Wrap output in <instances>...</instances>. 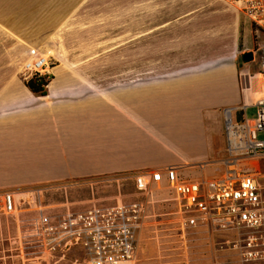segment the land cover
Returning a JSON list of instances; mask_svg holds the SVG:
<instances>
[{
    "label": "crops",
    "instance_id": "obj_1",
    "mask_svg": "<svg viewBox=\"0 0 264 264\" xmlns=\"http://www.w3.org/2000/svg\"><path fill=\"white\" fill-rule=\"evenodd\" d=\"M151 1L154 22L186 23L187 0H14L40 8L42 21L61 24L56 28L69 23L77 47H51L57 63L46 96L32 94L19 79L0 81V191L165 167L198 178L201 166L219 158L224 111L236 108L239 119V108L253 100L237 85L231 59L139 62L136 31L129 63L118 60L122 47H98L85 59L84 40L106 37L100 24L123 22L122 7L138 23L139 6ZM164 8L173 16L166 18ZM109 51L114 62L107 61Z\"/></svg>",
    "mask_w": 264,
    "mask_h": 264
},
{
    "label": "rangeland",
    "instance_id": "obj_2",
    "mask_svg": "<svg viewBox=\"0 0 264 264\" xmlns=\"http://www.w3.org/2000/svg\"><path fill=\"white\" fill-rule=\"evenodd\" d=\"M187 1L186 23L154 22L155 9L148 6L153 1L139 6L138 23L129 20L132 15L130 7L120 8L118 12L121 13L118 14L124 16L123 22L115 24L106 20L100 24L105 31V39L84 40V51L90 52L84 55L85 59L93 57L98 47L108 50L122 47L123 53L118 55V60L129 63L131 33L136 31L140 36L137 41L139 62L220 63L219 60L228 58L235 66L240 89L246 87L249 77H254L260 83L262 78L256 75L261 71L264 37H254L249 22L218 0ZM13 3L14 0H0V81L14 78L27 82L32 77L27 66L42 60L46 64L42 75L51 79V69L57 63L49 53L51 47H77V40L69 36L71 27L66 25L70 24L56 28L61 24L42 21L40 8L19 7ZM163 10H166V18L174 14L171 8ZM160 31H165L164 35L157 36L162 34ZM245 54H250L247 61L243 60ZM107 61H115L113 51H109ZM252 96V102L261 97L256 92ZM245 114L248 119H254L255 108H248ZM207 172L213 175L218 172V168L210 166ZM119 178L123 177L0 191L24 194L19 196L22 199L15 215L0 214V264H85L80 250L44 253L31 243H25L21 235L24 231L21 221L34 218L38 208L47 214H57L67 209L78 211L92 205H111L118 200L129 202L136 199L132 182ZM152 198L136 264H214L216 261L238 264L234 251L220 250L222 235L202 229H180L175 216V197L171 191L154 189Z\"/></svg>",
    "mask_w": 264,
    "mask_h": 264
},
{
    "label": "built area",
    "instance_id": "obj_3",
    "mask_svg": "<svg viewBox=\"0 0 264 264\" xmlns=\"http://www.w3.org/2000/svg\"><path fill=\"white\" fill-rule=\"evenodd\" d=\"M218 1L246 19L254 37H264V0ZM45 65L44 60L37 61L27 71L32 77H45ZM258 74L262 78L259 85L249 77L245 91L250 97L258 91L261 97L254 102L247 98L239 108V119L232 115L236 108L224 111L223 149L215 162L200 167L201 176L189 177L176 167L121 175L119 179L132 182L136 199L57 214L38 208L34 218L21 221L25 243L44 253L80 250L85 264H136L152 192L169 190L175 197L181 230L222 235L220 250L234 251L238 264H264V55ZM248 108H255L252 120L246 117ZM210 166L218 172L203 174ZM23 195L1 192L0 214L15 215Z\"/></svg>",
    "mask_w": 264,
    "mask_h": 264
},
{
    "label": "trees",
    "instance_id": "obj_4",
    "mask_svg": "<svg viewBox=\"0 0 264 264\" xmlns=\"http://www.w3.org/2000/svg\"><path fill=\"white\" fill-rule=\"evenodd\" d=\"M50 77H32L29 81L25 82L26 88L36 96H46V86L48 85Z\"/></svg>",
    "mask_w": 264,
    "mask_h": 264
},
{
    "label": "water",
    "instance_id": "obj_5",
    "mask_svg": "<svg viewBox=\"0 0 264 264\" xmlns=\"http://www.w3.org/2000/svg\"><path fill=\"white\" fill-rule=\"evenodd\" d=\"M248 59H250V54L243 55V60L244 61H247ZM222 64H225V63H222Z\"/></svg>",
    "mask_w": 264,
    "mask_h": 264
},
{
    "label": "bare ground",
    "instance_id": "obj_6",
    "mask_svg": "<svg viewBox=\"0 0 264 264\" xmlns=\"http://www.w3.org/2000/svg\"><path fill=\"white\" fill-rule=\"evenodd\" d=\"M256 76H261V75L260 74H257ZM256 81H257L256 84L259 85L258 80H256ZM256 93L258 94L259 92L257 91Z\"/></svg>",
    "mask_w": 264,
    "mask_h": 264
}]
</instances>
